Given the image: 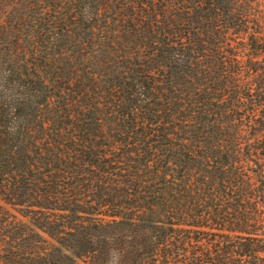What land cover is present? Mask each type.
Masks as SVG:
<instances>
[{
    "label": "trees",
    "instance_id": "16d2710c",
    "mask_svg": "<svg viewBox=\"0 0 264 264\" xmlns=\"http://www.w3.org/2000/svg\"><path fill=\"white\" fill-rule=\"evenodd\" d=\"M263 13L0 0V264H264Z\"/></svg>",
    "mask_w": 264,
    "mask_h": 264
},
{
    "label": "rangeland",
    "instance_id": "374dc122",
    "mask_svg": "<svg viewBox=\"0 0 264 264\" xmlns=\"http://www.w3.org/2000/svg\"><path fill=\"white\" fill-rule=\"evenodd\" d=\"M263 17H264V13H263ZM263 17H262V19H263ZM0 205H3V203L0 201Z\"/></svg>",
    "mask_w": 264,
    "mask_h": 264
}]
</instances>
